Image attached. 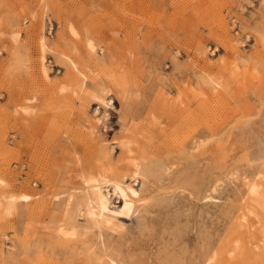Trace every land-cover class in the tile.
<instances>
[{"label": "rangeland", "instance_id": "374dc122", "mask_svg": "<svg viewBox=\"0 0 264 264\" xmlns=\"http://www.w3.org/2000/svg\"><path fill=\"white\" fill-rule=\"evenodd\" d=\"M263 102L264 0H0V194L31 198L0 207V264H264ZM83 174L129 189L102 185L109 224Z\"/></svg>", "mask_w": 264, "mask_h": 264}, {"label": "bare ground", "instance_id": "6f19581e", "mask_svg": "<svg viewBox=\"0 0 264 264\" xmlns=\"http://www.w3.org/2000/svg\"><path fill=\"white\" fill-rule=\"evenodd\" d=\"M42 45H43V50H45L46 43L43 42ZM88 48L91 51L90 53L92 55H94L95 50H96L94 45L92 43H89ZM99 61L102 62L103 60H99ZM71 63H72V67L78 72L79 75H81V76L83 75L84 78H88L87 75H85L83 72H81L78 69L77 63H75L74 61H71ZM84 84H85V81L83 80L81 82L82 87L84 86ZM61 91L62 92L66 91V88L62 87ZM116 96L122 100H125L127 103L131 99V95L126 94L124 96V94H122V92L116 93ZM91 97L95 101L99 102L100 108L96 109V111H95L96 114L100 113V109L102 107L105 109V113H106L107 112L106 109L110 106L111 102L113 101V100L111 101L109 99L108 93L104 94L103 92L101 94H99V93L97 94V92H95L94 94H92ZM18 113H19V116L21 118H26V117H28V115H31L32 110L28 106H23V107L19 108ZM136 113H137V110H135L134 116H136ZM258 116L259 117H257V118H259L258 120H259L261 126H262V124L264 126V102L262 104V108H261ZM254 120H256V119H247L244 121H238V123L235 125V131L238 130V133H239V131L242 132L244 130V128H243L244 126H247L250 128L251 126L256 125L257 123ZM98 122H100V121H98ZM95 130H97V127L91 131V134H94ZM250 132H251V136L249 139L254 140L253 145L257 146L255 148V150H253V152L250 153L251 161H252V163L253 162H256V163L260 162V163L264 164V128L261 131H259V130L256 131L254 128H251ZM245 140H248V139H245ZM126 147H127V151L129 153H132L133 150L131 149L130 145L127 144ZM104 153H105L106 158L111 159V153H112L111 150L104 147ZM129 157L132 158V156H129ZM131 167L135 170L136 174H139L140 176H144V177L151 176V175L154 176V175H157V173H158L157 172L158 169L153 165V162H151L149 165L139 163V162H137L136 157H135V159L132 158ZM80 179H81L82 183L88 187L87 192L85 193L84 198L82 199L84 201L83 205H84L85 216L88 219H90V221L97 222L98 224H101L103 221L106 222V224H109L111 222L110 217L108 215V213H109V201H108V197L105 196L103 191H102V185L103 184H114L113 188H114L115 194H118V195L122 196L123 198H127V196H129V194L127 192V190H129V189H125V188L120 187L119 185H117L116 182L106 180L107 178H105L104 176L96 177V176H92V175L83 174V175H81ZM5 184H6L5 181L0 179V189L2 187H4ZM246 187H247V192H248L247 198L249 200H251L248 202H249V204H252L251 202L256 201V198L259 197L260 192L262 191V188H263L262 184H259V183L253 181V182L247 183ZM134 194L135 193L133 191H131L130 195L132 196ZM30 199L31 198L28 195H24V194L23 195H19V194H15V193L0 194V207H2V209L5 211L6 214L11 215L13 213V211H15V209L17 208V205L20 202H27ZM1 201H2V203H1ZM126 206H128V203L126 204ZM63 230H64V228H63ZM64 233H65V231L62 234H64ZM68 234H70V233H68ZM71 235L72 234H70L69 236H71ZM261 254H263V253H261Z\"/></svg>", "mask_w": 264, "mask_h": 264}, {"label": "built area", "instance_id": "2783aa9c", "mask_svg": "<svg viewBox=\"0 0 264 264\" xmlns=\"http://www.w3.org/2000/svg\"><path fill=\"white\" fill-rule=\"evenodd\" d=\"M26 170V166H22V171H25Z\"/></svg>", "mask_w": 264, "mask_h": 264}]
</instances>
